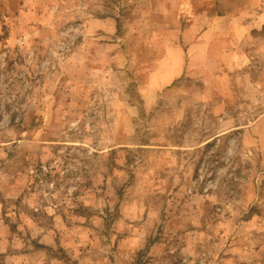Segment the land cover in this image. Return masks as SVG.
I'll return each mask as SVG.
<instances>
[{"label":"rangeland","instance_id":"obj_1","mask_svg":"<svg viewBox=\"0 0 264 264\" xmlns=\"http://www.w3.org/2000/svg\"><path fill=\"white\" fill-rule=\"evenodd\" d=\"M0 264H264V0H0Z\"/></svg>","mask_w":264,"mask_h":264}]
</instances>
